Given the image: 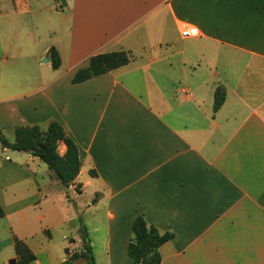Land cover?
I'll return each mask as SVG.
<instances>
[{
  "label": "crops",
  "instance_id": "0c3cea01",
  "mask_svg": "<svg viewBox=\"0 0 264 264\" xmlns=\"http://www.w3.org/2000/svg\"><path fill=\"white\" fill-rule=\"evenodd\" d=\"M119 51L128 65L72 83ZM52 121L80 174L67 188L31 153L1 157L0 264L15 239L32 264H87L83 226L95 264H133L139 215L175 235L161 264H264V0H0V131Z\"/></svg>",
  "mask_w": 264,
  "mask_h": 264
},
{
  "label": "trees",
  "instance_id": "16d2710c",
  "mask_svg": "<svg viewBox=\"0 0 264 264\" xmlns=\"http://www.w3.org/2000/svg\"><path fill=\"white\" fill-rule=\"evenodd\" d=\"M132 55L126 51L93 55L89 65L80 69L74 76L72 83L81 84L93 78L102 76L121 67L128 65ZM53 69L60 68L61 60L55 49L51 51ZM225 101V92L218 88L215 93L214 110L217 111ZM2 150L30 153L45 163L54 172L57 179L69 188L80 174L82 162L80 160L77 144L70 138L65 129L56 121L49 123L46 130L39 125L18 126L14 131V140H8L0 131ZM64 143L67 148L66 154L61 156L59 144ZM96 176V172H91ZM99 195L93 203H97ZM5 216L0 206V219ZM133 236L127 245L128 257L133 264H161L162 256L160 248L174 240L172 232L162 233L156 226L149 225L144 215H139L133 222ZM84 250L81 254L75 253L72 260L83 258L87 264H95L93 250L87 237L86 228L82 227ZM15 251L19 257L17 264H32L36 257L30 249L20 240L15 239Z\"/></svg>",
  "mask_w": 264,
  "mask_h": 264
},
{
  "label": "rangeland",
  "instance_id": "374dc122",
  "mask_svg": "<svg viewBox=\"0 0 264 264\" xmlns=\"http://www.w3.org/2000/svg\"><path fill=\"white\" fill-rule=\"evenodd\" d=\"M54 70H56V69H54ZM53 70V71H54ZM43 130H46L47 129V127H43L42 128ZM5 136L10 140V141H13L14 140V134L13 133H5ZM2 148H0V150H1ZM11 153H13V151H8V153H3V151L1 150L0 151V159H1V157L2 158H5L7 155H11ZM43 165V167H45V169H48V168H46L47 166L45 165V164H42ZM50 171V170H49ZM50 173H54V172H50ZM54 175V174H53ZM86 177V175L84 176V178ZM84 197H86V196H84ZM86 199V198H85ZM85 199H83V200H85Z\"/></svg>",
  "mask_w": 264,
  "mask_h": 264
},
{
  "label": "built area",
  "instance_id": "2783aa9c",
  "mask_svg": "<svg viewBox=\"0 0 264 264\" xmlns=\"http://www.w3.org/2000/svg\"><path fill=\"white\" fill-rule=\"evenodd\" d=\"M183 37H195L198 35L196 31H194L192 28L185 27L182 31Z\"/></svg>",
  "mask_w": 264,
  "mask_h": 264
},
{
  "label": "water",
  "instance_id": "95a60500",
  "mask_svg": "<svg viewBox=\"0 0 264 264\" xmlns=\"http://www.w3.org/2000/svg\"><path fill=\"white\" fill-rule=\"evenodd\" d=\"M0 148H2V143L0 142ZM31 153V152H30ZM13 264H16V261H12Z\"/></svg>",
  "mask_w": 264,
  "mask_h": 264
}]
</instances>
